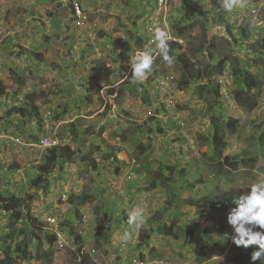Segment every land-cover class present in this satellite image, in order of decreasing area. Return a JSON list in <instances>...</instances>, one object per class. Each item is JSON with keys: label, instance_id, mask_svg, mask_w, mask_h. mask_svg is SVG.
<instances>
[{"label": "rangeland", "instance_id": "374dc122", "mask_svg": "<svg viewBox=\"0 0 264 264\" xmlns=\"http://www.w3.org/2000/svg\"><path fill=\"white\" fill-rule=\"evenodd\" d=\"M29 1L0 0V79L11 90L0 101V190L23 202L30 199V214L41 224L35 230L40 241L25 219L17 224L26 230L12 243L13 249L17 244L22 248L16 255L19 264H78L79 253L92 250L97 251L92 256L96 264H131L142 256L199 264L207 256L226 255L235 245L227 221L232 201L264 179V0H248L246 9L226 11L231 33L214 23L220 0H193L201 10L184 0H168L162 12L156 0H81L86 20L80 26L69 0H35L52 5L41 17L31 15ZM158 13V22H167L171 35L184 40L183 48L172 54L170 65L157 57L148 78L133 84L129 59L147 45L146 23ZM240 28H246V37ZM184 65L202 70L204 82L216 86L217 93L203 82L184 83ZM237 67L253 74L255 109L237 102L243 86L235 82ZM13 74L25 76L23 87H16ZM145 91L147 103L141 99ZM13 106L26 107L32 115L8 117ZM149 106L170 107L151 116ZM233 115L240 117V127L231 133L225 123ZM212 116L225 128L227 146L220 157L214 154ZM78 118L85 122L77 123ZM47 134L70 144L75 156L43 179L47 187H37L33 180L47 152L34 144ZM236 155L258 161L237 171L219 165L224 156ZM142 164L150 166L151 174L133 175L131 167ZM168 166L175 171L170 173ZM170 175V182L163 180ZM206 194L223 202L205 225L213 228V236L202 233L200 211L185 204L189 195ZM84 196L91 198L85 205L70 202ZM137 205L146 209L144 226L156 246L149 255L138 245V231L124 219ZM51 217L57 227L49 224ZM183 217L187 225L176 229L178 239L155 235L160 223L181 224ZM9 224V214L0 212V254ZM125 229L133 235L122 246L117 236ZM49 230L58 232L53 246ZM38 247L42 260H36ZM207 247L205 255L201 248Z\"/></svg>", "mask_w": 264, "mask_h": 264}, {"label": "trees", "instance_id": "16d2710c", "mask_svg": "<svg viewBox=\"0 0 264 264\" xmlns=\"http://www.w3.org/2000/svg\"><path fill=\"white\" fill-rule=\"evenodd\" d=\"M188 5L191 6L193 9H199L201 10L202 8L199 6V4L193 0H184ZM214 23L216 25H224L226 27L227 32L231 33L233 30V27L230 24L229 18H227L226 15V10H224L221 7V4H217V17L214 19ZM241 29V36L246 37L247 35V30L246 28H240ZM170 54L172 55L176 51H180L182 49V45L179 44L178 42L170 41ZM180 57V56H179ZM222 67L220 66L219 74H222ZM202 70L199 68H194L193 65H184L182 66V71H181V76L183 77L184 83L190 84L193 81H199L203 82L202 86L204 87L205 85H210V91L213 90L217 93L216 86H213V84L210 81H205L204 82V77L202 75ZM234 77H235V82H237L240 85V89L237 90L236 94V99L238 104L241 107H247L250 109H255L258 105L257 100H256V94L252 92L255 87H257L254 82H252V77L253 74L249 70H244L242 68L237 67L234 70ZM14 81L16 85L20 88L24 85V81L19 78H14ZM138 86V85H137ZM136 88V87H134ZM118 93H121L123 95L124 91L119 90ZM7 95V89L6 87L1 83L0 81V100L4 98ZM133 95L136 97L139 94L137 93L136 90L133 91ZM142 101L144 103H147L150 101V95L149 91H145L142 94L141 97ZM210 110H213V107H210ZM19 115L21 117H29L32 115V111H30L28 108H22V107H12L8 112L7 116L12 117ZM36 116H39L38 112L35 113ZM41 120V119H39ZM85 122L84 118H78L77 123L83 124ZM211 123L214 128V138H213V144H214V154L218 155L219 157L222 156V153L224 151V148H226L227 143L225 141V136H224V125H222L214 116L211 117ZM41 125V124H39ZM225 126L228 129H231V133L236 132L237 129L240 127V117L237 115L230 116V119L225 123ZM142 145V142H138V146ZM47 160L44 164L39 166V172L38 176L33 180L34 183H36L37 187H47L48 183L45 182L43 183V179L51 174L59 164H64L66 162H69L70 160L73 159L75 156V151L69 144L61 145L53 149H48L47 151ZM258 160L252 157H241V156H234V157H223V162H219V165H222L224 167H229L230 169L237 171L241 168H248L254 164H256ZM167 169L170 171V173H173L175 171L174 166H168ZM135 174H151L150 172V166L147 164H142L135 168L134 170ZM182 175H186L185 171L181 169ZM157 175H161L160 172H157ZM162 176V175H161ZM171 177L167 176L165 177V181H171ZM195 187L192 184H189V190H193ZM91 198L89 196H84L81 198L75 197L70 200L72 204L75 202H78L79 205H84L88 202H90ZM235 200H233L232 205L235 207ZM31 200L29 199L27 202H23L20 200L19 197H17L14 194L11 195H6L0 191V211H3L5 213L9 214L10 217V224H9V232L6 234L5 239V247L3 248V252L0 254V264H19L18 258L16 255L17 253L21 252V246L17 244L14 246L15 248L13 249L12 243L15 241V237L19 235H24L25 234V228L21 227L17 229V224L22 220L25 219L29 226L34 230V233H32V237L40 241V236L35 232L39 231L38 230L39 226H41L39 220L35 218V216L30 214L29 211V204ZM185 204H190L197 206L201 210L204 211L205 208L210 207V208H217L220 209L223 206V202L221 200L216 199L215 197H208V196H203L199 198H194L193 196L189 195V197L186 199ZM27 211V212H26ZM124 219L127 221L128 216H124ZM128 225V223H127ZM130 226V225H128ZM132 227V226H130ZM176 225H166L165 223L161 224V226L157 227V232L161 235L164 236H172L176 239H178V236L176 235ZM139 232V246H147L149 247V240L152 237V232L147 231L145 226H143ZM189 242L191 243L194 232L191 231L189 232ZM47 240L49 242L50 246H53L56 241H57V235L54 230H49L47 233ZM257 246H251L248 249H244L243 247H237L236 245H232L231 248L229 249L227 256H226V262L227 264H253L251 261V253L252 251L255 250ZM80 251V250H79ZM150 251L154 252L153 248H150ZM205 251V252H204ZM81 252V251H80ZM202 252L207 253L208 252V247L207 248H202ZM206 255V254H205ZM44 254L41 252L40 248L38 247L36 250V260H42V257ZM79 262L78 264H95L91 257L90 254L86 252H81L79 253L78 256ZM255 264H261V262L256 261Z\"/></svg>", "mask_w": 264, "mask_h": 264}, {"label": "clouds", "instance_id": "9594fccd", "mask_svg": "<svg viewBox=\"0 0 264 264\" xmlns=\"http://www.w3.org/2000/svg\"><path fill=\"white\" fill-rule=\"evenodd\" d=\"M156 1H157L159 9L162 12L163 11L162 8L167 3L168 0L166 1V3L163 6L159 5L158 0H156ZM75 3H78L84 20H82L78 17L76 10H75V7H74ZM220 4H221V7L228 12H237V11L244 10L248 7V0H220ZM67 6L71 9V16L75 20L76 25L80 26V25L84 24L81 22V21L85 22V20H86V16L84 15V10H83V2H81V0H69L67 3ZM158 12H160V11H158ZM255 14H257V13L255 12L252 16H254ZM160 15L161 14L158 13L155 18L149 20L146 23L145 36L144 37H145V41L147 43V39H148L147 30H148V32L151 34V38L149 40V43L147 45H145L143 50L137 51L129 59V64H130V77L129 78H130V82L133 84L143 83L148 78V76L151 74V72L153 70V65H154L157 57H159L160 59H162L163 62H165L169 65L172 64L174 57L172 55H170V51H171L170 43H169L170 41L178 42L179 44L182 45V48H183L184 40L182 38H179L178 36H172L171 35L170 26L168 25V23L167 22H163V23L158 22ZM150 23H152V24L150 26H148ZM147 27H148V29H147ZM15 77H16V74H13L12 80L14 83H15V81H14ZM16 78L22 79L24 81V85H25L26 78L24 75H22V76L18 75V77H16ZM0 81H1V79H0ZM1 83H2V81H1ZM16 87L19 88L17 85H16ZM10 91L11 90L7 89V95ZM11 94L12 93H10V95ZM169 103L172 104V101L170 100ZM13 107H16V106H13ZM169 107L170 106H162L161 109H159L157 107L153 108L152 106H149L148 111L151 113L150 114L151 116L154 115L153 111H155V113H157V110L160 111L159 112L160 115H163L164 113H166L167 110H169ZM159 114L157 115V118L161 117V116H159ZM16 116L21 117L19 115H16ZM22 118H24V117H22ZM44 121H45V123L47 122L46 119H44ZM44 139H48L50 141V144H44L43 143ZM65 144H66L65 142H60V140H58L57 138H53L47 134V135H43V137L39 138V140L34 145L38 148H44L47 151L48 149H53V148H56L58 146L65 145ZM135 162H136L135 160H132V163H135ZM59 165H63V164H59ZM135 168H137V165ZM135 168H134V165L131 167L132 174L133 175H139V174L134 173L133 170ZM6 195H11V194H6ZM204 196H208V197L210 196V197L214 198V196H212L210 194H206ZM201 197H203V196H201ZM78 198H81V197H78ZM194 198H196V197H194ZM197 198H199V197H197ZM234 203L236 206L233 207L229 211L228 216H227L228 224L233 229V234L231 236V240L237 247H243L244 249H248L251 246H257L255 248V250L252 251V253H251V261L253 262V264H255L256 261H259V262H261V264H264V179H258L255 183H253L250 187V192H247V193L241 195L238 199H236L234 201ZM186 205H190V204H186ZM191 206H194V205H191ZM194 207L200 211L199 213L201 216H204L203 219H204L205 223L203 225L202 233H205L206 235L213 236L212 235L213 228L209 227V226H205V225L207 224V219H209L211 216H213L211 213L217 208L207 207L203 211L200 208H198L197 206H194ZM182 211H183V209H182ZM0 212H3V211H0ZM184 213H186V212H184ZM183 216L186 217V215H184V214H183ZM184 217L181 219V221H182L181 226L178 225L176 220H173L171 223L168 221H164V222L160 223L159 226H161V224H163V223H165L166 225L175 224L176 225L175 228L178 229V227H182V225H187ZM52 219H54L55 221L52 222L51 221ZM146 221H147V215H146L145 207L142 205H137L128 214V220L126 221V224L128 223V225L132 226L131 228H134V230L138 231L146 224ZM198 221H200V219ZM48 222L52 226H54V225H56L55 227L58 226V222L55 218H52V217L49 218ZM193 230L194 229H192L191 231H193ZM193 232H194V235H193V238H194L195 237V231H193ZM55 233H56V235H58L57 230H55ZM155 233H156L155 235L164 236V235H161L157 232V228H156ZM132 235H133L132 231L125 229L123 231L122 235L117 236V239L120 241L122 246H126L127 243L132 239ZM176 235H177V232H176ZM152 236H153V234H152ZM165 237H172V236H165ZM138 238H139V232H138ZM172 238H174V237H172ZM187 240H189V238ZM138 244H139V242H138ZM140 248H144V250L142 251V253L144 255H149L151 253L150 248H153L154 252H156V246H153L151 244V239L149 240V247L142 246ZM139 251H141V250H139ZM96 253H97L96 250H92L89 253L93 262L96 260H95V258H92V256L96 255ZM227 253H228V251H227ZM227 253H226V255H223L222 257H217L219 255L215 256L214 258L212 256L211 257L207 256V259L201 261L199 264H216V263L217 264H223L224 262H226ZM130 256L134 257L133 254H131ZM142 257H143L142 258L143 260L141 258H139L138 260L136 258H132L133 260H131V262H132L131 264H148V263L153 262V261H161V262H164L166 264H169L168 262H166L164 260H160V259H152V260L146 261V257L145 256H142ZM224 257H225V261H224ZM226 264H227V262H226Z\"/></svg>", "mask_w": 264, "mask_h": 264}, {"label": "crops", "instance_id": "0c3cea01", "mask_svg": "<svg viewBox=\"0 0 264 264\" xmlns=\"http://www.w3.org/2000/svg\"><path fill=\"white\" fill-rule=\"evenodd\" d=\"M41 1H44V0H41ZM89 0H86V3L88 2ZM91 1V0H90ZM84 3V2H83ZM29 5L31 7V15H34V14H37V16L41 17L42 15H46V11L48 8H50L52 5L45 1V2H37L35 0H30L29 1ZM60 29V28H59ZM13 33V32H11ZM9 35V34H8ZM178 225L181 226V224L178 223Z\"/></svg>", "mask_w": 264, "mask_h": 264}, {"label": "built area", "instance_id": "2783aa9c", "mask_svg": "<svg viewBox=\"0 0 264 264\" xmlns=\"http://www.w3.org/2000/svg\"><path fill=\"white\" fill-rule=\"evenodd\" d=\"M166 1H167V0H158V3H159L160 6H163V5L166 3ZM74 7H75V10H76V13H77L78 17H79L80 19L84 20V18H83V16H82V13H81V10H80V7H79L78 3H75ZM253 13H255V11H254ZM81 22L84 23V21H81ZM151 24H152V23H150L148 26H150ZM147 29H148V27H147ZM147 34H148V39H147V44H148V43H149V40H150V38H151V34L148 32V30H147ZM43 143H44V144H50V141H49L48 139H44V140H43ZM51 221L54 222L55 220L52 219ZM148 264H166V263L161 262V261H153V262H150V263H148ZM216 264H217V263H216Z\"/></svg>", "mask_w": 264, "mask_h": 264}]
</instances>
